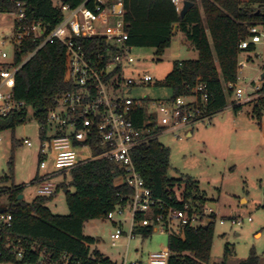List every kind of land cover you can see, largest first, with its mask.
<instances>
[{
  "label": "trees",
  "instance_id": "1",
  "mask_svg": "<svg viewBox=\"0 0 264 264\" xmlns=\"http://www.w3.org/2000/svg\"><path fill=\"white\" fill-rule=\"evenodd\" d=\"M61 1L76 6L85 0ZM122 1L127 43L130 45L151 47L162 53L170 44L173 23H178L180 31L197 50V58L174 61L166 75L164 85L171 88L173 97L188 94L193 86L203 82L208 92L209 114L224 108L227 94H233V88L227 85L237 80L240 55L254 49L251 43L246 48L239 44L248 36L249 26H264V0H190L193 5L184 16H180L170 0ZM86 5L92 7V0H87ZM21 7L25 16L15 20V26L30 27L40 23L50 30L63 16L53 0H0V12L11 13ZM41 38H34L32 32L24 37L19 50H14V62L19 63L23 55L33 51ZM97 41L93 38L87 42L94 49ZM3 66L4 63H0V67ZM70 86L64 47L59 42H47L16 73L13 94L44 120L46 109ZM257 99L259 102L254 110L259 112L264 105V96ZM239 107L240 104H234L236 110ZM25 116L26 108H23L20 113L0 119V130L23 122ZM145 118L143 106H137L133 113L135 124L141 125ZM151 118L149 126L155 123L154 114ZM99 150L98 147L93 148L94 153ZM131 155L154 197L180 207L182 202L176 199V193L180 192L184 201L200 209L204 207L207 199L200 193L196 181L188 176L173 178L167 175L169 148L157 138L134 148ZM122 174L121 164L108 158L83 162L70 170V184L74 190L66 191L69 212L65 215L52 213L45 205L46 196L26 202L18 199L21 193L19 185L0 186V197L7 194L9 204L4 206L0 202V207L4 206L12 216L11 225L0 229V263L37 264L39 252L44 251L58 264H62L63 254L69 256L68 264H118L97 248H90L97 238L85 235L83 226L87 220L106 217L118 204L127 203L131 193L129 187L124 183L114 184ZM4 179L8 177H1L0 182ZM212 216L213 213L204 225L186 226L183 237L168 234L169 264H208L213 236ZM151 230L150 226H143L135 233L146 236ZM9 240L23 248L21 258H16L12 248L7 247ZM228 251L226 248L225 253ZM257 262L258 258L251 250L239 264Z\"/></svg>",
  "mask_w": 264,
  "mask_h": 264
},
{
  "label": "built area",
  "instance_id": "2",
  "mask_svg": "<svg viewBox=\"0 0 264 264\" xmlns=\"http://www.w3.org/2000/svg\"><path fill=\"white\" fill-rule=\"evenodd\" d=\"M86 1L71 6L61 0L53 3L62 11V19L50 30H46L40 23L32 26L13 25L12 40L14 50H19L22 39L31 32L34 38H41L36 48L22 56L19 63L14 58L0 67V119L20 113L23 108L30 107L22 100L14 97L13 89L15 76L21 66L47 42H59L64 47V55L68 67L71 86L57 97L55 103L46 109L44 120L35 114L39 120L38 170L43 174H36L35 183L39 195H51L54 185L49 179L56 173L70 171L80 163L97 158H108L121 164L124 174L115 179L114 184H126L131 193L125 205L118 204L107 214L113 220V213H122L128 208L130 214V229L126 233L129 240L135 231L143 226L157 225L161 232L167 231L179 237L184 236L186 226L197 227L206 224L210 218L209 207L200 209L198 206L183 200L180 192L176 199L182 206L168 203L152 195L144 179L137 170L131 152L134 148L148 144L160 133L185 129L198 120L209 119L211 114L207 110L208 92L206 84L197 83L190 89V93L172 97L169 100H155L150 104L155 111L145 110L142 100H136L125 95V90L153 81L151 74L144 72L127 75V67L135 62L132 54L133 46L127 43L128 33L125 30L124 8L122 0H92V7ZM177 12H180L185 0H170ZM18 5L21 3L17 2ZM15 20H21L25 14L21 7L11 12ZM96 38L98 41L94 49L87 41ZM261 42L264 48V26L254 24L248 28V36L239 44L246 48L248 44ZM264 55V54H263ZM1 56L6 58V53ZM246 60H249L247 57ZM241 59L239 68L244 67ZM264 71V58L260 68ZM233 88L234 104L252 101L264 96V76L259 85H253V92L244 95V88L237 83H229ZM143 106L146 118L141 125L133 120L134 109ZM31 108V107H30ZM155 113V114H154ZM155 115L153 126L148 124ZM260 129L264 138V122ZM24 143L31 146L30 139ZM100 150L94 153L93 148ZM86 149L87 152L83 150ZM118 194V193H117ZM207 216V218H206ZM207 219V222L205 220ZM251 217H248L250 220ZM10 212L0 211V229L11 225ZM220 223L224 220L221 218ZM242 218L231 219V224H240ZM114 232L110 238L118 239L123 231L120 221H113ZM1 238V235H0ZM7 247L12 248L16 258H21L24 250L13 241H8ZM171 251L168 246L152 252L148 262L142 260L128 261L127 251L120 264H169ZM69 256L63 254L62 264H68ZM37 264H58L51 257L39 252Z\"/></svg>",
  "mask_w": 264,
  "mask_h": 264
},
{
  "label": "rangeland",
  "instance_id": "3",
  "mask_svg": "<svg viewBox=\"0 0 264 264\" xmlns=\"http://www.w3.org/2000/svg\"><path fill=\"white\" fill-rule=\"evenodd\" d=\"M14 16L10 12H0V63L14 58L13 35ZM6 53V58L1 53ZM135 62L127 67V75L147 72L153 77L149 84H141L125 90V95L142 100L147 112L153 113L155 100H169L173 97L164 79L171 70L173 62L197 56L190 41L181 31L172 35L170 44L162 53L151 47H134ZM261 42L252 51L243 52L239 59L245 65L238 69L236 83L244 88V95L253 92V85L261 83V66L264 58ZM250 56L249 60H246ZM234 95L227 94V105L211 114L209 119L196 121L193 125L177 131L160 133L158 141L169 148V177L188 176L197 182L200 193L207 199L204 207L213 213V236L208 264L214 262L239 264L251 250L258 258L257 264H264V138L260 129L264 122V105L259 112L255 109L258 99L243 102L236 110ZM28 107L25 120L14 127L0 130V182L1 187L12 184L21 187L23 200L31 202L39 196H46L45 205L54 214L69 212L66 195L72 192L70 171L54 174L49 181L54 185L51 195H39L35 183L38 170V147L40 122ZM155 114V113H154ZM191 130L186 135V130ZM31 140L27 146L24 139ZM87 152L86 149L83 150ZM182 188V187H181ZM179 188V189H181ZM177 191H180V190ZM7 194L0 197L2 205H9ZM213 203L212 209L208 203ZM248 217H251L248 220ZM207 218V216H206ZM224 222L220 223V219ZM242 218L240 224H231V219ZM113 221H120L121 236L114 240ZM207 222V219L205 220ZM130 229L128 208L122 213L115 211L113 220L107 217L87 220L83 233L97 238L90 248H97L110 260L120 264L125 252L128 261L148 262L150 253L168 245V232H161L157 225L152 226L150 234L139 233L127 240ZM259 233V235H256ZM228 248L229 252L225 253ZM13 264V263H5Z\"/></svg>",
  "mask_w": 264,
  "mask_h": 264
},
{
  "label": "water",
  "instance_id": "4",
  "mask_svg": "<svg viewBox=\"0 0 264 264\" xmlns=\"http://www.w3.org/2000/svg\"><path fill=\"white\" fill-rule=\"evenodd\" d=\"M193 5V2L190 0H185L183 2L182 9L180 10V16H184V14L189 10V8ZM264 76V71L261 73V78ZM23 197L22 194L18 195V199H21ZM5 210V207H0V211ZM139 262H141V258L139 259Z\"/></svg>",
  "mask_w": 264,
  "mask_h": 264
},
{
  "label": "crops",
  "instance_id": "5",
  "mask_svg": "<svg viewBox=\"0 0 264 264\" xmlns=\"http://www.w3.org/2000/svg\"><path fill=\"white\" fill-rule=\"evenodd\" d=\"M177 31H180V29H179V26H178V23H173V25H172V35L175 33V32H177ZM182 32V31H181ZM183 33V32H182ZM183 35H184V33H183ZM185 36V35H184ZM192 45V44H191ZM192 47H193V45H192ZM133 48H134V46H133ZM194 48V47H193ZM195 49V48H194ZM197 56H198V54H197ZM197 56H196V58H197ZM188 59H195V57H193V58H188ZM181 60H184V59H181ZM191 134V130H186V135H190ZM37 174V173H36ZM65 191H67V190H65ZM24 197V196H23ZM23 197L21 198V199H23ZM210 206H211V208L212 209H214L215 208V205L213 204V203H208ZM256 235H259V233H256ZM229 252V251H228ZM141 258V256H139V259ZM0 264H5V263H0Z\"/></svg>",
  "mask_w": 264,
  "mask_h": 264
}]
</instances>
